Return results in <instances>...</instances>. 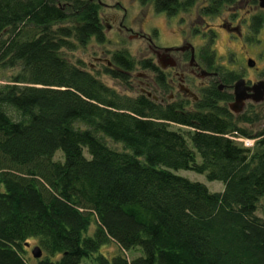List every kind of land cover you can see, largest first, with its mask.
Returning <instances> with one entry per match:
<instances>
[{
    "label": "trees",
    "instance_id": "obj_1",
    "mask_svg": "<svg viewBox=\"0 0 264 264\" xmlns=\"http://www.w3.org/2000/svg\"><path fill=\"white\" fill-rule=\"evenodd\" d=\"M136 1L168 17L195 9L203 22L247 0ZM101 11L98 0H0V264H30L31 240L34 264H264V101L229 112L242 76L231 54L217 64L209 24L192 34L204 36L198 59L215 84L195 104L116 92L100 77L131 90L136 69L162 73L125 49L97 70L66 58L108 42ZM263 28L259 8L245 42Z\"/></svg>",
    "mask_w": 264,
    "mask_h": 264
},
{
    "label": "rangeland",
    "instance_id": "obj_2",
    "mask_svg": "<svg viewBox=\"0 0 264 264\" xmlns=\"http://www.w3.org/2000/svg\"><path fill=\"white\" fill-rule=\"evenodd\" d=\"M96 1V0H95ZM102 5L101 14L107 20L110 29L105 30L107 36V43L104 46H98L94 41H90L84 48H76L71 53H66V58L72 62H83L87 69L93 67L98 69V59H102L103 63L109 59L110 55L116 51L125 49L129 55L136 61L140 60H154V50L168 47H180L182 43L190 44L196 51L204 44V36L193 35L192 29L198 28V25L204 27L205 24L211 25L216 34L213 49L217 55L218 65H227L228 56L232 55L235 60L234 71L241 74V78L246 81L248 85L254 84L260 80V73L264 68V28L261 30L258 43L248 44L245 42V34L248 27V19L250 16L258 12L259 7L248 9V1H242L240 6L231 7L225 11L221 16L215 18H204L205 21H196V10L193 9L188 13L179 14L175 17H168L165 14H158L154 12L151 5L140 6L136 0H98ZM249 12V14L247 13ZM237 13L236 19L231 21L230 17ZM239 18H245L244 25L240 24L241 38H233L236 34H232L223 28L222 22H229L230 27H234V23L239 24ZM119 23L122 24L123 29ZM200 27V28H201ZM222 27V28H221ZM118 28V29H117ZM120 29V30H119ZM237 32V31H236ZM155 34V35H154ZM179 56V54L177 55ZM252 60L255 65L252 68L247 66V61ZM187 61L181 62V72L186 71ZM230 68V67H229ZM255 68V69H254ZM145 74L143 71L136 69L132 73L130 82H132L131 90L124 87L118 81L113 80L107 76H101L100 79L110 88L116 90L120 94L136 95L140 92L137 78ZM147 76H150L147 74ZM205 83L206 80L203 79ZM199 84V82H196ZM231 94L232 89L228 90ZM229 104V103H228ZM227 104V108H228ZM246 103V107L254 106L255 104ZM242 112V113H243ZM244 128H246L244 126ZM238 141V140H237ZM241 141V140H240ZM245 146L251 145L253 141L244 140ZM119 149V146H113ZM60 154L55 155V160H59ZM177 176L183 177L191 182H198L204 184L211 192H220L223 189L221 183H208L204 175H198L190 171L174 172ZM264 205V203L262 202ZM264 206L258 216L264 217ZM36 242L31 240L26 245V258L30 260V264H34V258H31V251L35 248ZM117 252L115 245L110 244L106 246L102 253L108 256H113ZM138 251H133L128 254V257H137ZM34 259V260H33Z\"/></svg>",
    "mask_w": 264,
    "mask_h": 264
},
{
    "label": "flooded vegetation",
    "instance_id": "obj_3",
    "mask_svg": "<svg viewBox=\"0 0 264 264\" xmlns=\"http://www.w3.org/2000/svg\"><path fill=\"white\" fill-rule=\"evenodd\" d=\"M101 18L105 25V30H108V28L110 29L103 15ZM222 24L223 28L227 31H230L232 34L236 33L233 38H241L243 36L240 33V24L234 23L233 28L230 27L231 24L229 22L223 21ZM119 25L123 29H126L121 23H119ZM153 52L156 59L155 64L159 67L162 78L158 79L155 78L153 74L144 72L145 74L137 78V82L140 92L154 102L160 105L177 102L192 105L200 99V92L202 90L210 88L215 84L213 81L215 74L208 72L200 65L201 63L198 59L199 51H196L190 44L184 42L180 47L161 48ZM178 54L179 56H177ZM191 55H193L192 62ZM185 60L188 63L187 70L181 72V62ZM169 62L173 63L172 67L169 66ZM97 64L101 66H111L109 59L106 60L105 63H103L102 59H98ZM159 64L162 67H160ZM147 74L150 76H147ZM203 79H205L207 83L202 81ZM196 82H199V84Z\"/></svg>",
    "mask_w": 264,
    "mask_h": 264
},
{
    "label": "water",
    "instance_id": "obj_4",
    "mask_svg": "<svg viewBox=\"0 0 264 264\" xmlns=\"http://www.w3.org/2000/svg\"><path fill=\"white\" fill-rule=\"evenodd\" d=\"M258 7L264 10V0H257ZM193 61V55H191V62ZM160 65V64H159ZM255 63L252 60L247 61V66L253 68ZM169 66H173V63L169 62ZM160 67H162L160 65ZM219 91H222L223 87L219 85ZM232 101L228 104V110L233 115H240L246 103L260 104L264 101V80H260L254 84L248 85L244 79H238L232 85ZM34 259L41 258V251L38 247L33 248L31 251Z\"/></svg>",
    "mask_w": 264,
    "mask_h": 264
}]
</instances>
